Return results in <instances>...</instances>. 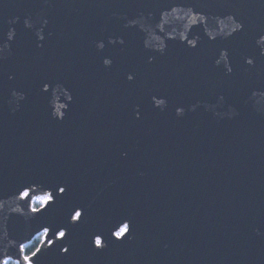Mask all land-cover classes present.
I'll use <instances>...</instances> for the list:
<instances>
[{"label":"water","instance_id":"95a60500","mask_svg":"<svg viewBox=\"0 0 264 264\" xmlns=\"http://www.w3.org/2000/svg\"><path fill=\"white\" fill-rule=\"evenodd\" d=\"M261 55L264 0H0V258L77 205L107 249L34 264H264Z\"/></svg>","mask_w":264,"mask_h":264},{"label":"snow or ice","instance_id":"6c2138e0","mask_svg":"<svg viewBox=\"0 0 264 264\" xmlns=\"http://www.w3.org/2000/svg\"><path fill=\"white\" fill-rule=\"evenodd\" d=\"M241 31L243 28L241 27ZM43 39V38H42ZM191 43V41H189ZM195 48V45H193ZM260 57H264L261 55ZM247 59L246 65L248 66V71L255 67L254 60ZM110 60H104V64H109ZM232 68H228V72L231 73ZM133 77L128 76V79L131 80ZM45 81H41V84H45ZM45 91L47 88L45 87ZM162 102V101H161ZM52 191L45 192L41 196L31 197V185L30 184H21L17 189L18 196L20 200H29L31 199V211L33 213L43 214L42 210H45L47 207H55L62 203H70L76 196V190L70 182H64L63 185L56 180L52 179L50 184ZM55 193V195H53ZM39 204V207L35 205ZM78 207L77 205L73 206V210L69 212V215L66 220L56 222L53 221L52 224L43 227L42 232H40V244L41 246H46L47 250L56 251L58 253H68L69 248L72 247L73 240L79 233H86L87 243L93 252L99 250L102 253L107 249V245L104 244L102 240V233H98L92 228V220L90 218L89 212L87 209L82 213L81 211L75 210ZM135 222L132 223L131 227L128 223H124L123 220L117 221L112 225L113 231L110 229V234L114 235L116 240L112 241V244H115L116 241L120 243L124 242L126 234H131L134 232ZM51 236V238H49ZM67 237V239H66ZM56 242H62L56 244ZM56 244L55 249L53 245ZM41 253V248L37 247L33 251H28L27 246L23 243L19 244L18 247V258L13 260L11 255H4L3 258H0V264H34L33 258L37 257V254Z\"/></svg>","mask_w":264,"mask_h":264},{"label":"trees","instance_id":"16d2710c","mask_svg":"<svg viewBox=\"0 0 264 264\" xmlns=\"http://www.w3.org/2000/svg\"><path fill=\"white\" fill-rule=\"evenodd\" d=\"M35 206H36V207H39V204H36ZM38 244H39L38 240H34V241L32 240V241L30 242V244L27 245V250H28L29 252L35 250V248L38 247Z\"/></svg>","mask_w":264,"mask_h":264},{"label":"rangeland","instance_id":"374dc122","mask_svg":"<svg viewBox=\"0 0 264 264\" xmlns=\"http://www.w3.org/2000/svg\"><path fill=\"white\" fill-rule=\"evenodd\" d=\"M36 189H38V187H33L31 190H36ZM40 190H41V188H40ZM45 192H48V191L43 190V192L38 193V194L35 195V196H41V195H43ZM35 196H34V197H35ZM34 240H38V242H39L38 247H42L41 244H40V234L37 235V236L33 239V241H34ZM28 244H30V243H27L26 246H27Z\"/></svg>","mask_w":264,"mask_h":264}]
</instances>
